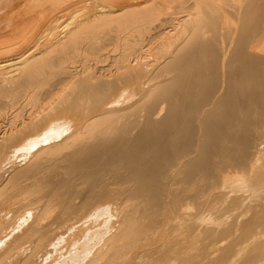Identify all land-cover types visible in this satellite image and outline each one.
Returning a JSON list of instances; mask_svg holds the SVG:
<instances>
[{
  "label": "bare ground",
  "instance_id": "bare-ground-1",
  "mask_svg": "<svg viewBox=\"0 0 264 264\" xmlns=\"http://www.w3.org/2000/svg\"><path fill=\"white\" fill-rule=\"evenodd\" d=\"M236 231L264 264V0H0V264H235Z\"/></svg>",
  "mask_w": 264,
  "mask_h": 264
},
{
  "label": "rangeland",
  "instance_id": "rangeland-1",
  "mask_svg": "<svg viewBox=\"0 0 264 264\" xmlns=\"http://www.w3.org/2000/svg\"><path fill=\"white\" fill-rule=\"evenodd\" d=\"M251 197V196H250ZM258 197H260V196H258ZM257 196H253V197H251L250 198V201H249V205H253V203H255L259 198H258ZM252 199V200H251ZM216 200L218 201L217 202V205H219L220 206V209H218V210H216V212H214L212 215L213 216H215L216 217V220L218 219L219 220V222H217V223H215L216 225H218V226H225V225H227L228 223V226L231 224V223H234V221H237L235 218H237L238 219V222H239V220H241V221H243L245 218H247L248 217V215H249V213H248V215L247 216H244L245 218L243 219H241V213H242V211H240V210H243V211H245V209H244V207L242 208H239L238 210H235V212H233L234 210H233V208L235 207L234 205V207H231L232 206V202H230L229 200H231L230 199V197L228 198V205H226V204H224V203H222L223 202V198H222V196L221 195H218V196H216ZM252 202V203H251ZM230 204H231V206H230ZM248 205V206H249ZM226 206H228V207H226ZM232 208V209H231ZM189 212L190 213H192V214H196L197 212L194 210V209H190L189 210ZM205 213H207V212H205ZM201 215V214H200ZM193 216V215H192ZM197 217H199V215L197 216ZM196 217V218H197ZM234 217V218H233ZM235 219V220H234ZM194 220H195V218H194ZM222 220V221H221ZM234 220V221H233ZM220 221H221V223H220ZM226 221V222H225ZM226 223V224H225ZM257 232V231H256ZM230 233V234H229ZM228 233V235L230 236H228V246L230 245V244H232V243H229V242H233V244H235V241H236V243H238V244H240V242L243 240L244 241V237L245 236H242V234H241V232H239V231H236V232H229ZM232 233V234H231ZM237 233L239 234V235H237ZM236 234V235H235ZM241 234V235H240ZM236 237V238H235ZM240 239H239V238ZM247 237V236H246ZM244 238V239H243ZM262 238V239H261ZM251 239V238H250ZM264 239V235H263V237H262V235L260 234V236H258L257 237V240H255L256 242H261V240H263ZM232 240V241H231ZM242 241V242H243ZM246 242H250V241H246ZM245 241H244V243H242V244H247L246 246H245V250L243 249V251L244 252H246V254H247V252H248V249H250L253 245V243H255V242H252L251 244L249 243V245H248V243H246ZM239 245H236V247H238ZM249 248H248V247ZM248 248V249H247ZM217 247L215 246V249H214V247H213V250H212V252H216L217 250ZM243 253V252H242ZM241 253V254H242ZM240 254V255H241ZM246 254H242V256H243V258H242V256H239L238 258H237V260H238V262L239 263H236L237 262V260H236V262H235V264H240L241 262L242 263H244V264H251V263H253V264H255V262H253V261H250V260H248V258H246V257H248V255L249 254H247V256H246ZM241 259V260H240ZM245 259V260H244ZM248 260V261H247ZM245 261V262H244ZM251 263H250V262Z\"/></svg>",
  "mask_w": 264,
  "mask_h": 264
}]
</instances>
